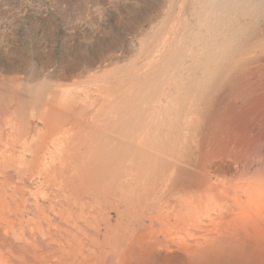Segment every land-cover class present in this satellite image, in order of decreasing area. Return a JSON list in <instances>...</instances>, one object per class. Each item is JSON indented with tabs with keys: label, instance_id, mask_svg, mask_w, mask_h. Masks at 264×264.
Here are the masks:
<instances>
[{
	"label": "rangeland",
	"instance_id": "374dc122",
	"mask_svg": "<svg viewBox=\"0 0 264 264\" xmlns=\"http://www.w3.org/2000/svg\"><path fill=\"white\" fill-rule=\"evenodd\" d=\"M199 5V0H0V74L13 80L9 85H18V91L34 84L64 89L68 106L78 109L82 103L77 99L95 93L90 86L101 63L114 67L121 60L112 56L122 53L128 61L156 28L172 29L176 37L185 28L182 45L190 52H221V40H203H209L208 32L199 24L207 14ZM237 20L242 32L250 30V19ZM254 24L261 37L252 51L240 55L241 71L224 83L212 112L200 123L193 113L186 117L190 149L187 159H176L180 174L172 187H154L158 194L148 203L164 192L162 197L167 194L175 207L171 217L164 216V205L144 211L137 224L129 225L128 242L121 247L115 237L104 256L101 238L86 224L91 219L82 217L81 209L69 211L61 199L67 191L40 189L36 179L26 185L10 170L0 175V198L8 203L7 223L0 221V264H122L129 248L128 264H264V16ZM240 27L229 24L224 34L232 38ZM156 45L152 40L145 50ZM175 59L167 67L172 75L162 78L188 83L195 75L192 63H185L181 53ZM27 97L22 104L32 112ZM20 110L14 112V132L22 127ZM37 125L45 130L41 122ZM12 132L8 127L7 133ZM32 145L27 159L33 161L43 156L46 144L36 139ZM206 191L218 198L205 197ZM91 256L98 258L96 263L88 261Z\"/></svg>",
	"mask_w": 264,
	"mask_h": 264
},
{
	"label": "bare ground",
	"instance_id": "6f19581e",
	"mask_svg": "<svg viewBox=\"0 0 264 264\" xmlns=\"http://www.w3.org/2000/svg\"><path fill=\"white\" fill-rule=\"evenodd\" d=\"M199 2L201 13L207 14L205 23L199 24L200 30L208 32L209 40H203L207 44L210 39L221 40V52H190L189 46L182 45L186 39L185 28L180 37H176L172 29L165 33L161 27L160 30L156 28L158 31L152 36L140 41L141 47L135 50L134 57L129 56L133 58L128 57L126 61L127 56L122 53L112 56V59L121 60L114 67H107L105 61L101 63L100 74L93 79V87L90 86L95 93L90 98L77 99L82 103L78 109L68 106L64 89L34 84L27 86L25 91H18V85H9L13 80L0 74V146H4L0 150V156L4 155L0 175L6 177L12 170L26 185L36 179L40 189L67 191L68 197L61 199L69 211L81 209L80 215L91 219L86 224L101 238L102 243L98 245L104 256L115 237L121 247L128 242L129 225L137 224L134 221L140 220L144 211L161 209L160 205H164V216L171 217L175 207L167 194L162 197L164 192L161 199L153 204L148 202L158 194L156 185L172 187L181 171L176 159L184 160L189 155L186 117L193 113L200 123L206 113L212 112L224 83L241 71L237 69L240 55L252 51L254 41L261 37L254 21L264 16V0ZM238 18L250 19V30L246 33L242 32ZM229 24L240 27L232 38L224 34ZM152 40L156 47L145 50ZM179 48L184 62H191L195 69L188 83L162 78L164 74L172 75L167 67L173 63L172 59L176 60ZM162 63L165 66L160 68ZM27 95L33 101L32 112L22 104ZM20 108L21 114L17 116L22 118V127L14 132L12 120L15 109ZM34 117L41 122L44 131L38 128L37 121L30 123ZM10 126L12 136L7 133ZM36 139L46 144L42 148L43 156L28 160L27 156L34 149L32 141ZM209 168L213 165L209 164ZM213 195L218 198L217 193L205 192V197ZM45 199L52 201L50 197ZM54 211L56 213V209ZM7 213L8 203L0 198L1 222L7 223ZM56 214L62 212L59 210ZM67 217H71L68 211ZM124 222L128 228L123 227ZM160 224L170 229L162 220ZM131 250L123 251L122 264L129 263ZM95 259L91 256L88 261L96 263L98 258Z\"/></svg>",
	"mask_w": 264,
	"mask_h": 264
}]
</instances>
